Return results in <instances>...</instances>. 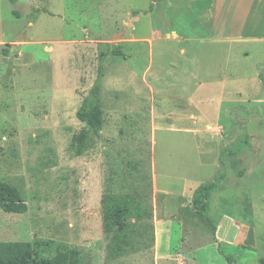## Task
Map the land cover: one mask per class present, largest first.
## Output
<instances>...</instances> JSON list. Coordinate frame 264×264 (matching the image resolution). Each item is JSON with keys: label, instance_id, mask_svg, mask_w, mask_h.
I'll return each mask as SVG.
<instances>
[{"label": "rangeland", "instance_id": "374dc122", "mask_svg": "<svg viewBox=\"0 0 264 264\" xmlns=\"http://www.w3.org/2000/svg\"><path fill=\"white\" fill-rule=\"evenodd\" d=\"M102 65L104 129L94 136L77 112ZM261 74L258 0H0V181L28 206L0 208V242H30L45 259L77 251L78 264H259ZM234 147L238 166L226 155ZM220 174L216 242L192 201ZM109 194L133 207L122 256L104 229Z\"/></svg>", "mask_w": 264, "mask_h": 264}, {"label": "trees", "instance_id": "16d2710c", "mask_svg": "<svg viewBox=\"0 0 264 264\" xmlns=\"http://www.w3.org/2000/svg\"><path fill=\"white\" fill-rule=\"evenodd\" d=\"M15 5L19 0H10ZM210 7V6H209ZM207 7V8H209ZM154 8L151 5L150 9ZM18 15V14H17ZM105 65L99 70L98 78L93 86L91 93L84 99L82 106L77 112L78 119L85 123L89 131L94 136H100L104 129V112L101 100V81L104 77ZM261 80L264 76L260 75ZM251 138V137H250ZM84 141L89 140V136L84 135ZM251 140V139H250ZM83 141V142H84ZM228 152L227 157L233 161L232 166L241 165L239 156L241 149H234ZM225 155V154H222ZM225 157V156H224ZM222 165H225L222 160ZM242 174V173H241ZM243 175V174H242ZM224 174L208 183L199 186L192 201V208L196 215L207 220L213 228L214 240L217 239L218 225L214 223L209 216L210 201L224 182ZM104 229L107 233L114 234L113 241L109 244L110 253L113 256H122L125 248L130 245L131 231L128 229L127 220L133 214V207L128 196L105 195L102 200ZM0 208L7 213L24 214L28 206L21 191L9 183L0 181ZM230 264L235 263V258L226 256ZM79 253L70 251L59 253L51 259L39 258L36 254L34 245L30 242H0V264H78ZM259 264H264V258H261Z\"/></svg>", "mask_w": 264, "mask_h": 264}, {"label": "crops", "instance_id": "0c3cea01", "mask_svg": "<svg viewBox=\"0 0 264 264\" xmlns=\"http://www.w3.org/2000/svg\"><path fill=\"white\" fill-rule=\"evenodd\" d=\"M221 0H217V8H218V6H219V2H220ZM254 1H256V0H254ZM259 1V5L261 6V5H263L264 4V0H258ZM258 6V5H257ZM207 7H209V5L208 6H206V8ZM233 7V3L230 5V7L229 8H232ZM220 8V7H219ZM208 9H210V7L208 8ZM234 17V16H233ZM228 38H230V37H228L227 35H225V36H222V40H227ZM210 126H212V128H214L215 127V125H209L208 124V127H210ZM217 127V126H216ZM218 130V129H217ZM217 133H219L220 135V137L221 138H225V136L222 134V131L221 130H218V132ZM216 135H218V134H216ZM220 151L222 152L223 150L221 149V147H220V150H219V155H221L220 154ZM221 163L220 164H218L217 165V167H221ZM163 179V182H164V184L165 185H167V187L168 186H170L169 185V182H170V180L169 179H166V177H164V178H162ZM172 185V184H171ZM185 185H187V183L185 182ZM158 187H156V189H157ZM159 189V188H158ZM188 190H189V188L186 186L185 187V192H183L184 194H187V192H188ZM158 192H162V193H160V194H163V191H158ZM165 194V193H164ZM225 218L226 219H228V215H225ZM223 226V222L219 225V228H218V231H217V239L220 241V235H221V230H222V227Z\"/></svg>", "mask_w": 264, "mask_h": 264}]
</instances>
